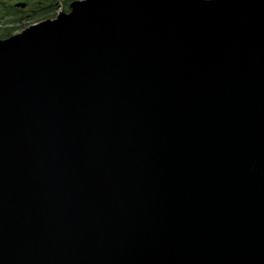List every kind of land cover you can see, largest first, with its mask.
Listing matches in <instances>:
<instances>
[{
  "label": "water",
  "instance_id": "obj_1",
  "mask_svg": "<svg viewBox=\"0 0 264 264\" xmlns=\"http://www.w3.org/2000/svg\"><path fill=\"white\" fill-rule=\"evenodd\" d=\"M0 264H264V0H83L0 40Z\"/></svg>",
  "mask_w": 264,
  "mask_h": 264
},
{
  "label": "trees",
  "instance_id": "obj_2",
  "mask_svg": "<svg viewBox=\"0 0 264 264\" xmlns=\"http://www.w3.org/2000/svg\"><path fill=\"white\" fill-rule=\"evenodd\" d=\"M78 1L83 0H35L34 3L29 4V7L31 8H28L26 11H14L13 13L10 12L6 14L8 30L11 29L12 31V27L20 26L24 23V21L27 20L51 18L56 14L61 4L65 6V8L68 10V13H70L72 4ZM3 8L6 9L7 6H0V10Z\"/></svg>",
  "mask_w": 264,
  "mask_h": 264
},
{
  "label": "flooded vegetation",
  "instance_id": "obj_3",
  "mask_svg": "<svg viewBox=\"0 0 264 264\" xmlns=\"http://www.w3.org/2000/svg\"><path fill=\"white\" fill-rule=\"evenodd\" d=\"M35 0H0V6L2 7V5L7 6V8H3L0 10V40H3L2 37L6 38V35H8V37L13 36L12 34H14L11 29L8 30V26H7V21H6V14L7 13H13L14 11H26L29 7L30 3H34ZM17 4H24L26 5V9H21V8H17L16 5ZM11 28V27H10Z\"/></svg>",
  "mask_w": 264,
  "mask_h": 264
},
{
  "label": "rangeland",
  "instance_id": "obj_4",
  "mask_svg": "<svg viewBox=\"0 0 264 264\" xmlns=\"http://www.w3.org/2000/svg\"><path fill=\"white\" fill-rule=\"evenodd\" d=\"M62 13H68V10L65 8V6H63L61 4L60 7L58 8L56 14L54 16H52L51 18H44V19L41 18L40 20L38 19L39 21L38 20H27V21H24V23L20 26L12 27L13 28L12 31L14 33L12 35L17 36L19 34H23L25 31H27L28 29H30L31 27H33L39 23L56 20V19H58L59 15ZM13 36H11V37H13ZM4 37H2L3 40H4ZM11 37H8V35H6V38H11ZM5 40H7V39H5Z\"/></svg>",
  "mask_w": 264,
  "mask_h": 264
}]
</instances>
